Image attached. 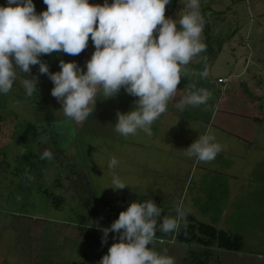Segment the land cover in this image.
Wrapping results in <instances>:
<instances>
[{
    "label": "rangeland",
    "instance_id": "obj_1",
    "mask_svg": "<svg viewBox=\"0 0 264 264\" xmlns=\"http://www.w3.org/2000/svg\"><path fill=\"white\" fill-rule=\"evenodd\" d=\"M199 2L201 14L207 21L202 42L207 35L211 36L210 42L206 44V51L187 66L189 75L182 76L168 110L151 126V136L138 131L136 135L123 137L115 131L116 112L131 111L137 99L123 89L109 99L98 93L94 112L82 123L64 116L62 105L51 95L53 83L47 75L40 74L36 66L32 67L31 76L36 73L39 77L37 89L43 88L39 90L40 95L48 97L55 109L50 124L34 115L33 103L26 92L22 93V99L16 93L7 97L0 95V112L7 118L0 121V264H71L72 261L99 264L116 235L110 232L107 243L102 244L100 229L106 228L108 217H117L133 201L150 198L156 201L163 210L162 222L164 216L176 215L175 208L181 200L186 210L185 195L194 191L205 199L209 210L197 207L192 212L198 217L210 216L213 221L217 218L219 211L213 208L216 191L213 182L219 177V161L225 155L220 152L209 165L217 173H209L211 178L206 186V177L197 174L204 171L206 163L189 158L185 149L201 135L202 124L219 123L227 108L239 114L228 122H242L240 115L249 112V98L254 95L247 81L251 70H260L258 80L264 85V0ZM185 3L186 0H180L173 11L166 6V17L178 19L186 11ZM0 6H7V0H0ZM94 50L90 37L88 47L69 60L86 71V61ZM52 61L46 57L48 66L54 72L59 71V66ZM205 69L208 75L201 78L198 73ZM193 71L197 75H191ZM223 76L231 77L225 84L232 86L228 90L219 82ZM24 78L26 74L18 73L14 83L22 86ZM193 85L212 93L208 104L186 106L183 111L175 108ZM31 120L40 123V127H36L38 136L33 138L30 131L28 137H19L22 124ZM188 126L198 130L188 131ZM45 149L52 151L53 160L40 159ZM112 157L119 161L114 170L108 168ZM26 169L34 180L25 178ZM113 171L128 187L117 191L110 188ZM58 179L62 184H57ZM199 182H203L200 189ZM44 190L58 199V206ZM241 210L247 214L244 208ZM245 226L255 227L243 224L239 228L243 230ZM160 236L162 241L156 235L150 247L158 252L166 249L167 254L175 258V264H179L187 249L197 250L198 245L193 243L173 242L168 234ZM250 239L245 235L243 253H249L247 259L246 256L240 259L242 254L237 253L239 260L234 256L231 262L223 250L212 248L207 264H264V241Z\"/></svg>",
    "mask_w": 264,
    "mask_h": 264
},
{
    "label": "clouds",
    "instance_id": "obj_2",
    "mask_svg": "<svg viewBox=\"0 0 264 264\" xmlns=\"http://www.w3.org/2000/svg\"><path fill=\"white\" fill-rule=\"evenodd\" d=\"M43 3L47 9L39 14L33 0H7V6H0V93L7 95L18 73H23L26 78L21 83L31 97L38 91L39 77L31 76L32 67L38 65L39 73L53 83L51 95L62 105L64 116L82 123L94 112L98 93L109 99L123 89L137 99L131 111L116 112L115 131L123 137L138 131L151 136V126L168 110L182 76L189 75L187 66L206 51L199 0H186V11L178 19L165 15L170 0H113L111 4L104 0L102 5L90 4L89 0ZM90 37L95 50L86 61V71L75 61L61 59L60 71L51 72L40 59L61 52L78 56L88 47ZM198 74L201 78L208 75L206 69ZM211 96L210 91L193 85L174 106L180 111L186 106H206ZM221 150L209 128L185 149V155L208 163ZM53 158L48 149L40 155L41 160ZM118 164L112 157L108 168L114 170ZM24 176L28 181L35 179L28 169ZM111 185L113 191L128 187L114 171ZM162 211L151 198L131 202L110 227L100 229L102 244L107 243L110 232L116 235L99 264H175L166 249L158 252L150 247L156 240ZM175 212L174 217H163L162 233L178 232L186 219L182 200Z\"/></svg>",
    "mask_w": 264,
    "mask_h": 264
},
{
    "label": "crops",
    "instance_id": "obj_3",
    "mask_svg": "<svg viewBox=\"0 0 264 264\" xmlns=\"http://www.w3.org/2000/svg\"><path fill=\"white\" fill-rule=\"evenodd\" d=\"M251 62L249 61V63ZM257 71L260 70L258 69ZM257 71L254 69L251 70L249 79H246L249 85L253 87L254 95H251L249 98V112L240 115L242 122H228V119H231L232 116L238 113L233 112L231 108H227L223 111V117L220 118L221 121L219 123H214L209 126L202 124L199 128L201 135L211 128L216 142L222 145L220 152L225 155L219 161L218 167L221 171L219 172V177H216L213 182L214 189L216 190L213 208L217 209L219 214L214 221L210 216H207L208 218L206 216H196L192 211L197 210V207L203 211L209 210V208L205 199L198 197V194L194 193V191L190 195H185L188 203L186 214L190 213L199 221L211 224L218 229L226 231L230 235H238L242 241L241 248L237 251L221 249L216 244L208 248L196 246V251L207 252L208 258L212 255V248H215L217 250H223L225 256L228 259H232L231 262L234 261L235 257L239 260V256L236 255L237 253L242 254L240 259H242V256H246L244 258L247 259L249 253L247 251L245 254L243 253L245 235H249V239L253 237L256 240L264 241V85L258 80L259 75H257ZM221 78H227L226 82L219 80L223 84L222 88L225 87L228 90V88L232 87L225 85L231 77L223 76L219 79ZM192 127L188 126L187 130H198ZM215 159L206 163L204 171L197 173L206 177V186L208 180L211 178L209 173L214 175L217 173L211 170L209 166ZM190 178L191 175L189 173L188 181ZM202 183L199 182L198 189L202 187ZM207 199H211V195ZM241 207L245 209V213L247 212L246 215L243 214ZM126 209L125 207L123 211ZM243 224H251L255 227L250 229V227L246 228L245 226L241 230L239 225ZM170 240L176 242L173 237ZM159 241H162V237L159 238ZM190 251L188 249L185 251L184 256H182L181 260L179 259V264ZM207 260L205 264H207Z\"/></svg>",
    "mask_w": 264,
    "mask_h": 264
},
{
    "label": "trees",
    "instance_id": "obj_4",
    "mask_svg": "<svg viewBox=\"0 0 264 264\" xmlns=\"http://www.w3.org/2000/svg\"><path fill=\"white\" fill-rule=\"evenodd\" d=\"M112 2L113 0H108L109 4H111ZM179 2L180 0H170V3L166 6L170 7L169 9L170 11H173L174 9H176ZM33 3L36 6V12L38 14L47 9V5L43 3V0H33ZM89 3L102 5L104 3V0H89ZM205 19L206 18L204 17V20ZM205 25H207V21H205ZM210 37L211 36L207 35V37L204 39L205 44L210 42L209 40ZM221 44L222 42L219 43V46H221ZM208 50L211 52L213 48L210 47ZM46 57L52 58L53 59L52 63L58 66L61 59H63L65 62H70L69 59L72 58V56H69L61 52V53H52L51 55H44L41 56L40 59L45 62ZM35 69H39V66L37 65ZM49 70L51 72H54V70L51 69V67H49ZM33 75L35 76L36 73H34ZM40 89L42 90L43 88ZM39 90L36 91L31 97H29V99L33 103V107H34L33 113L35 116L37 114L40 118L45 119V121H47V123L50 124L53 121V116H54L53 114L55 109L51 105L48 97H44L40 95ZM14 93L18 94L20 96V99H22L24 98L22 93H25V89L23 88V86H18L16 85V83H13V87L11 91L6 95V97ZM0 95L3 96L5 94L0 93ZM14 118H15L14 120H17V117L15 115ZM3 119L4 116L0 112V121H4L7 118H5L4 120ZM39 124L40 123L37 120L35 121L31 120L26 122L25 124H22L23 128L21 129L19 137L26 138L28 137V133L31 131L32 137L36 138L39 134V131L37 130L36 127L39 126ZM66 177L68 178L69 176ZM56 181L58 182L57 184H62L59 179ZM44 191H45L44 193H46L49 196L51 202L55 206H58V202H59L58 199L55 200L56 198L53 196L51 192H46V190ZM118 216L117 217L114 216L112 218L108 217L109 221L106 223L105 227H110L111 223L114 222L118 218ZM160 223H161V219L158 218L156 235L159 236V238L161 237L160 234H164L160 231ZM168 235H171V237H173L178 242L193 243L195 245L206 248L216 244V246H218L221 249L237 251L241 248L242 245L240 236L230 235L226 231L222 229H218L211 224L201 222L194 215L190 213H187L186 219L181 221L178 232L168 233ZM207 256H208L207 252H197L196 250H191L189 254L185 258H183L180 264H205L206 260L208 259ZM71 264H84V262L72 261Z\"/></svg>",
    "mask_w": 264,
    "mask_h": 264
},
{
    "label": "built area",
    "instance_id": "obj_5",
    "mask_svg": "<svg viewBox=\"0 0 264 264\" xmlns=\"http://www.w3.org/2000/svg\"><path fill=\"white\" fill-rule=\"evenodd\" d=\"M219 80H221L222 82H226L227 81V78H221Z\"/></svg>",
    "mask_w": 264,
    "mask_h": 264
}]
</instances>
